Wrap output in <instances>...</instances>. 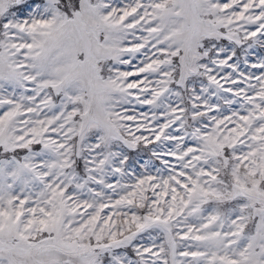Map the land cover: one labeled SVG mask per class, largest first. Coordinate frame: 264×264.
Returning <instances> with one entry per match:
<instances>
[{
	"label": "snow or ice",
	"instance_id": "6c2138e0",
	"mask_svg": "<svg viewBox=\"0 0 264 264\" xmlns=\"http://www.w3.org/2000/svg\"><path fill=\"white\" fill-rule=\"evenodd\" d=\"M0 264H264V0H0Z\"/></svg>",
	"mask_w": 264,
	"mask_h": 264
}]
</instances>
